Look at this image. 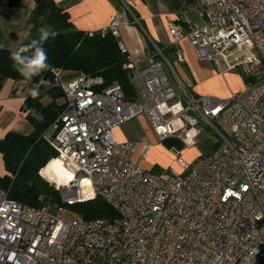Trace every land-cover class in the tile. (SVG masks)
Masks as SVG:
<instances>
[{"label":"built area","instance_id":"obj_1","mask_svg":"<svg viewBox=\"0 0 264 264\" xmlns=\"http://www.w3.org/2000/svg\"><path fill=\"white\" fill-rule=\"evenodd\" d=\"M188 8L199 25L168 24L177 62L186 40L220 73L241 69L242 89L227 98L193 95L156 45L146 63L119 45L134 97L117 81L52 69L46 84L61 88L64 107L43 137L73 180L61 186L62 205L28 206L0 189V264H264V0H188ZM118 24L99 33L118 37ZM140 115L160 141L186 147L207 125L213 142L199 168L180 156L177 173L131 162L139 145L117 142L112 130ZM174 120L183 137L171 131ZM147 145L141 141L142 156ZM97 196L115 218L84 219L69 208Z\"/></svg>","mask_w":264,"mask_h":264},{"label":"trees","instance_id":"obj_2","mask_svg":"<svg viewBox=\"0 0 264 264\" xmlns=\"http://www.w3.org/2000/svg\"><path fill=\"white\" fill-rule=\"evenodd\" d=\"M17 2L6 0L10 7L16 6ZM42 25L52 26L56 33L44 44L50 68L31 81H26L12 67V51L0 48V84L7 79L24 81L35 85L39 92L35 97L28 94L21 107L32 127L31 133L24 135L10 131L0 140V153L6 171L0 177V189L6 191L10 199L32 207H40L46 202L62 205L59 191L42 181L38 171L57 156V151L43 134L63 110V93L58 85H42L40 80L50 81L51 70L60 68L64 72L100 76L105 84L117 81L125 96L134 97L136 94L129 72L123 67L125 56L120 51L117 37L110 33H94L89 36L88 33L76 30L68 14L52 0H35V6L28 17L29 34L20 47L30 42ZM44 94L49 99L47 104L42 103ZM167 140L175 142L178 148L182 147V143L175 138H167L162 142L167 144ZM69 208L84 219H112L117 216L98 196L74 203Z\"/></svg>","mask_w":264,"mask_h":264},{"label":"crops","instance_id":"obj_3","mask_svg":"<svg viewBox=\"0 0 264 264\" xmlns=\"http://www.w3.org/2000/svg\"><path fill=\"white\" fill-rule=\"evenodd\" d=\"M68 14L69 21L76 30L84 33H99L113 20H118V43L126 52L139 57L144 63L154 54V45L166 55L175 56L177 79L190 88L195 96L212 93L209 76L216 70L206 71L198 65V60L186 40L177 48L183 55V62H177L172 37L168 32L170 21L185 18L195 25L201 23L196 12L188 8V0H52ZM35 6V0H18L10 7L6 0L0 4V48L14 52L29 34L28 17ZM167 59V58H166ZM207 70H209L207 68ZM240 79V76H239ZM241 80V79H240ZM242 85V82H241ZM35 85L24 81L4 80L0 84V140L7 132L28 135L31 125L21 109L25 97ZM44 94L42 103L47 104ZM117 142L153 139V129L145 115L135 117L112 130ZM200 153V152H199ZM132 162H135L132 158ZM136 163V162H135ZM142 167V166H141ZM144 168V167H142ZM145 169V168H144ZM181 171V169H179ZM179 171V172H180ZM4 164L0 153V177L4 176Z\"/></svg>","mask_w":264,"mask_h":264},{"label":"rangeland","instance_id":"obj_4","mask_svg":"<svg viewBox=\"0 0 264 264\" xmlns=\"http://www.w3.org/2000/svg\"><path fill=\"white\" fill-rule=\"evenodd\" d=\"M166 58L172 66L173 71L177 72V63L175 62V56L167 54ZM198 65L200 67L202 66L204 70L209 72L210 70H216L215 66L210 62L198 61ZM207 68L209 70H207ZM240 70L241 69L238 68L237 70H229L225 73H220L216 70L215 75L209 76L206 80V83H208V81L210 82L212 90V93L208 96L227 98L230 96V94L240 91L242 89L241 80L239 79ZM76 74L77 73L75 72H64L62 74V77L69 78ZM170 74L172 80L175 82L173 74L171 72ZM34 88L37 89L36 86ZM200 126L202 127V134L200 135L198 142L195 145L187 147L182 145L181 148H178L175 142L172 143L171 141L167 140L168 142L166 144L160 141L153 132V139H150V141L148 140L145 154L143 156L140 154L142 148L139 145L133 153H130L128 155V159L132 162L133 158V160H135V162L140 166L154 173H160L164 171L177 173L180 171V166L176 162V157L180 156L189 165L190 168L198 169L200 166L202 154H205L210 149L213 142V134L211 132V129L205 124H201ZM171 131L174 134L180 135L181 137L184 136V128L181 122L177 120L172 121ZM40 170L38 171V175L40 176L41 180L56 189V184L47 181L39 174ZM4 172L6 173L5 168ZM62 189V187L59 188L60 200L62 196ZM64 218L67 220H71L73 218V213L66 212L64 214Z\"/></svg>","mask_w":264,"mask_h":264},{"label":"clouds","instance_id":"obj_5","mask_svg":"<svg viewBox=\"0 0 264 264\" xmlns=\"http://www.w3.org/2000/svg\"><path fill=\"white\" fill-rule=\"evenodd\" d=\"M55 35L52 26L42 25L38 29V34L31 38L30 42L12 52L10 57L12 67L26 81H31L50 68L44 44ZM39 83L43 85L46 84V81L42 79ZM31 94L33 97L37 96L39 94L38 89H33Z\"/></svg>","mask_w":264,"mask_h":264},{"label":"bare ground","instance_id":"obj_6","mask_svg":"<svg viewBox=\"0 0 264 264\" xmlns=\"http://www.w3.org/2000/svg\"><path fill=\"white\" fill-rule=\"evenodd\" d=\"M41 176L49 182L56 184L57 186H65L67 183L73 180L72 171H70L62 162L61 157L51 158L47 164L40 170ZM86 183V180L83 181ZM92 196V192L87 188L83 190L84 199H89Z\"/></svg>","mask_w":264,"mask_h":264}]
</instances>
